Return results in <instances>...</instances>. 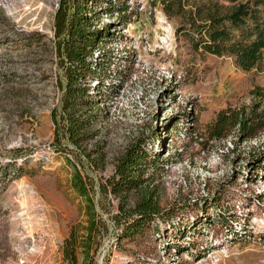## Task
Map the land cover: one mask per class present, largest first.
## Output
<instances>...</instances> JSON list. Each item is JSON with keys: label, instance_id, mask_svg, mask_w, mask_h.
I'll use <instances>...</instances> for the list:
<instances>
[{"label": "rangeland", "instance_id": "obj_1", "mask_svg": "<svg viewBox=\"0 0 264 264\" xmlns=\"http://www.w3.org/2000/svg\"><path fill=\"white\" fill-rule=\"evenodd\" d=\"M112 1L127 11L103 12L100 24L111 22L106 48L126 59L113 58L102 85L110 92L97 137L105 167L89 174L110 175L125 146L144 137L162 154L164 171L154 180L162 202L184 212L136 241L118 244L109 224L87 236L88 199L103 219L116 199L80 196L72 177L76 167L84 171L52 145L59 0H0V163L8 164L0 173V264H71L64 256L71 233L75 264H264V165L252 163L264 132L242 142L236 133L210 142L200 136L220 109L251 104L250 91L264 87V53L244 70L232 56L192 44L186 13L167 15L156 0ZM196 1L225 8L238 2Z\"/></svg>", "mask_w": 264, "mask_h": 264}, {"label": "trees", "instance_id": "obj_2", "mask_svg": "<svg viewBox=\"0 0 264 264\" xmlns=\"http://www.w3.org/2000/svg\"><path fill=\"white\" fill-rule=\"evenodd\" d=\"M156 1L167 15L186 13V35L197 47L218 56H232L244 70L261 62L264 0H238L229 8L220 7L214 1L207 4L196 0ZM103 2L106 5L102 8ZM112 2L59 0L54 12L51 48L56 62L58 102L51 108L50 117L54 150L72 154L84 171L82 174L76 167L72 177L79 195L86 197L91 191L100 198L110 197L108 202L116 199L115 210L108 211L104 219L98 217L94 200L88 199L87 236L98 235L100 224H109L115 241L120 244L142 239L149 232L159 230L163 223L173 225L178 213L184 210L181 204L162 202L159 185L154 184L156 175L164 171L162 154L147 147L144 137L138 136L125 146L110 175L96 179L89 174L90 170L96 172L105 167V143L97 137L109 113L101 103L110 92H103L102 85L114 63L113 58L126 59L124 54H115L106 48L113 36L111 22L100 24L103 12L109 15L116 11L122 17L127 11V5L114 7ZM250 94L251 104L220 109L200 136L210 142L236 133L242 142L264 132V87L256 86ZM252 163H257L258 167L264 165V146L256 151ZM6 166L0 163V173L7 174ZM75 247L71 233L64 240V256L71 264L76 263Z\"/></svg>", "mask_w": 264, "mask_h": 264}]
</instances>
